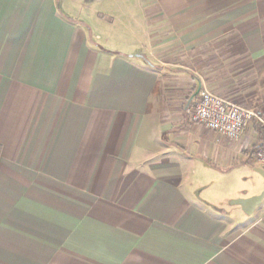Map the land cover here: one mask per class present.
<instances>
[{
    "label": "crops",
    "instance_id": "crops-1",
    "mask_svg": "<svg viewBox=\"0 0 264 264\" xmlns=\"http://www.w3.org/2000/svg\"><path fill=\"white\" fill-rule=\"evenodd\" d=\"M88 1L0 0V264H264L257 120L188 115L229 68L264 86V0Z\"/></svg>",
    "mask_w": 264,
    "mask_h": 264
},
{
    "label": "rangeland",
    "instance_id": "rangeland-1",
    "mask_svg": "<svg viewBox=\"0 0 264 264\" xmlns=\"http://www.w3.org/2000/svg\"><path fill=\"white\" fill-rule=\"evenodd\" d=\"M78 1L79 2L77 5L72 4L71 10L82 14L84 18L83 20L87 24L92 25L95 20L94 18L103 16V14L94 13L95 9H97L98 7L96 2H91L88 0ZM109 3V0H105L102 10H108L110 8ZM61 7H63L62 2ZM106 20L111 21V18L106 17ZM104 35L109 37L111 36L110 33H106ZM229 70L227 72L230 74L226 76V79L218 83V86L223 87L222 91L225 92L228 96H224L222 94L214 92V90L210 89V87L206 84H202V88L200 91L202 92L204 90H207L232 104L243 106L252 110H257L258 105L264 103V86L260 84L259 79L261 72L257 73L254 69L244 68V70H242L243 72L241 71L243 75L240 77V79H237V73L235 72V70H231L230 68ZM198 97L196 102L198 101ZM195 103H190V107ZM249 169L250 170L241 169L237 171L234 174V179L232 182L233 187L237 186L235 190L239 191L242 197L246 198L247 200L251 199L253 193L255 192L261 191L260 195L264 194V177L260 174L259 171H264V169L260 168L258 165L253 166L252 168L250 167ZM234 201L237 202L238 200H231L230 202H227L228 208L232 207ZM243 218L246 217L242 215V220Z\"/></svg>",
    "mask_w": 264,
    "mask_h": 264
},
{
    "label": "built area",
    "instance_id": "built-area-1",
    "mask_svg": "<svg viewBox=\"0 0 264 264\" xmlns=\"http://www.w3.org/2000/svg\"><path fill=\"white\" fill-rule=\"evenodd\" d=\"M188 115L192 124L233 141L240 140L249 123L253 119L257 120L263 141L254 154L253 162L264 169V116L255 110L232 104L207 90L200 93L198 101L189 108Z\"/></svg>",
    "mask_w": 264,
    "mask_h": 264
},
{
    "label": "water",
    "instance_id": "water-1",
    "mask_svg": "<svg viewBox=\"0 0 264 264\" xmlns=\"http://www.w3.org/2000/svg\"><path fill=\"white\" fill-rule=\"evenodd\" d=\"M261 173H264V171L263 170H259ZM261 198V197H260Z\"/></svg>",
    "mask_w": 264,
    "mask_h": 264
},
{
    "label": "trees",
    "instance_id": "trees-1",
    "mask_svg": "<svg viewBox=\"0 0 264 264\" xmlns=\"http://www.w3.org/2000/svg\"><path fill=\"white\" fill-rule=\"evenodd\" d=\"M0 152H1V147H0Z\"/></svg>",
    "mask_w": 264,
    "mask_h": 264
}]
</instances>
